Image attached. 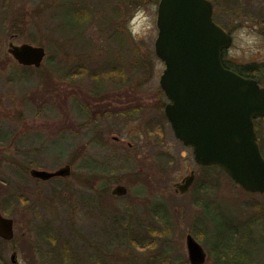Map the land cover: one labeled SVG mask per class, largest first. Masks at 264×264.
I'll return each mask as SVG.
<instances>
[{
    "label": "rangeland",
    "instance_id": "rangeland-1",
    "mask_svg": "<svg viewBox=\"0 0 264 264\" xmlns=\"http://www.w3.org/2000/svg\"><path fill=\"white\" fill-rule=\"evenodd\" d=\"M207 1L234 68L264 62V0ZM158 2L0 0V214L15 234L2 264H34V249L39 264H188V235L204 264L264 263V194L200 168L162 113ZM243 29L260 42L241 47ZM9 44L43 48L41 67L19 66ZM254 124L264 160V118ZM64 166L69 178L29 176Z\"/></svg>",
    "mask_w": 264,
    "mask_h": 264
},
{
    "label": "water",
    "instance_id": "water-1",
    "mask_svg": "<svg viewBox=\"0 0 264 264\" xmlns=\"http://www.w3.org/2000/svg\"><path fill=\"white\" fill-rule=\"evenodd\" d=\"M211 6L207 0H159L154 53L165 67L158 81L167 99L163 113L196 164L216 166L244 192L262 195L264 160L253 128L264 117V88L223 67L220 57L232 38L214 23ZM7 53L19 66L34 69L46 56L43 48L29 45L9 44ZM70 173L64 166L55 172L32 169L29 176L46 182ZM193 180L191 174L174 187L183 195ZM110 195L123 198L128 190L117 185ZM0 239H14L13 221L1 214ZM185 247L189 264L205 263V252L191 236Z\"/></svg>",
    "mask_w": 264,
    "mask_h": 264
},
{
    "label": "flooded vegetation",
    "instance_id": "flooded-vegetation-1",
    "mask_svg": "<svg viewBox=\"0 0 264 264\" xmlns=\"http://www.w3.org/2000/svg\"><path fill=\"white\" fill-rule=\"evenodd\" d=\"M225 54H226V51H223L222 52V55H221V60H222V64H223V67L224 68H226L227 70H229V71H231V72H234V73H236L238 76H241L242 78H246V79H251V80H254L258 85H259V87H261V84H262V80L260 79L261 77L260 76H264V62L261 60L260 62H258V63H254V65H251L250 64V66L248 67H246V68H243V67H241L242 69H237V68H234L235 66H233V62L232 61H230V60H228V59H226V57H225ZM253 69L255 70V72L256 73H253ZM259 75V76H258ZM261 88H263V87H261ZM165 106L166 105H164V107H163V112H164V109H165ZM162 112V113H163ZM164 116H165V114H164ZM166 118V117H165ZM167 120V119H166ZM168 122V121H167ZM256 122V121H255ZM254 126H255V124H254ZM256 137H257V141H258V135H256ZM114 141H117V139L115 138L114 139ZM198 165V164H197ZM200 168H202V169H204V170H206V169H208V168H210L209 166H201V165H198ZM191 174H192V172H191ZM190 174V175H191ZM33 181H35V182H38V183H40V184H47L49 181H51V180H60V178H55V179H51V180H49V181H46V182H42V181H39V180H35V179H32ZM184 183V180L182 179L181 181H180V183H177V184H183ZM194 183V182H193ZM192 186H193V184L189 187V189H188V191L192 188ZM187 191V192H188ZM186 192V193H187ZM185 193V194H186ZM13 229H14V224H13ZM14 231V230H13ZM15 235V234H14ZM188 236H190V235H188ZM21 237L22 238H25V235L24 234H21ZM186 238H187V236H186ZM14 240V239H13ZM0 242H2L3 244H6L7 242H4L3 240H1L0 239ZM9 243H11V242H9ZM9 243H7V244H9ZM34 252H33V254H32V258L34 259V260H32V263H34V264H39L38 263V261H35V260H38L39 259V256H38V253H37V251L34 249L33 250ZM12 255H15V254H12ZM11 255V256H12ZM11 256H10V264H22L21 262H19L18 260H17V257H16V255H15V261H14V263L11 261ZM187 261H188V259H187ZM0 264H2V262L0 261ZM188 264H189V262H188Z\"/></svg>",
    "mask_w": 264,
    "mask_h": 264
},
{
    "label": "clouds",
    "instance_id": "clouds-1",
    "mask_svg": "<svg viewBox=\"0 0 264 264\" xmlns=\"http://www.w3.org/2000/svg\"><path fill=\"white\" fill-rule=\"evenodd\" d=\"M245 32H247V29H243L238 33L239 36L243 37L244 40H246V45H241V47H246L248 45H253L260 42V38L258 36H256L255 34L245 35Z\"/></svg>",
    "mask_w": 264,
    "mask_h": 264
},
{
    "label": "trees",
    "instance_id": "trees-1",
    "mask_svg": "<svg viewBox=\"0 0 264 264\" xmlns=\"http://www.w3.org/2000/svg\"><path fill=\"white\" fill-rule=\"evenodd\" d=\"M212 167H214V168H216V169H218V170H220V171H222L221 169H219L218 167H216V166H212ZM2 243V242H1ZM239 250L241 249V248H238ZM242 254H244V253H242ZM164 260H165V258H164ZM164 263L165 264H168V262L167 261H164ZM240 263H242V262H240ZM240 263H238V264H240ZM161 264H163L162 262H161Z\"/></svg>",
    "mask_w": 264,
    "mask_h": 264
}]
</instances>
